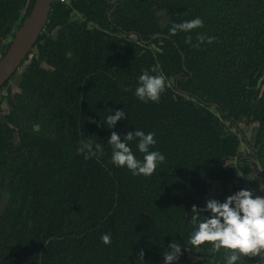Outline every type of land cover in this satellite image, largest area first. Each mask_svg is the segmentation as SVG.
<instances>
[{
	"label": "trees",
	"instance_id": "trees-1",
	"mask_svg": "<svg viewBox=\"0 0 264 264\" xmlns=\"http://www.w3.org/2000/svg\"><path fill=\"white\" fill-rule=\"evenodd\" d=\"M33 3L0 0V56ZM196 17L203 27L169 34ZM156 65L165 91L142 102L138 77ZM137 129L166 158L151 176L111 161L112 132ZM89 141L104 153L78 154ZM241 190L264 197V0H54L0 89V264H164L173 242L172 264H223L225 250L191 245L192 209L203 219Z\"/></svg>",
	"mask_w": 264,
	"mask_h": 264
},
{
	"label": "clouds",
	"instance_id": "clouds-1",
	"mask_svg": "<svg viewBox=\"0 0 264 264\" xmlns=\"http://www.w3.org/2000/svg\"><path fill=\"white\" fill-rule=\"evenodd\" d=\"M203 27L201 18L181 23H173L169 29L170 35H176L178 31L190 32L196 28ZM205 37H197L198 42L205 41ZM213 37H208L207 42L212 43ZM186 43H191L188 37ZM196 46H199L198 44ZM152 73H159L151 75ZM166 88V77L159 69V65L144 71L139 77L135 96L142 102H159L161 93ZM122 111H116L115 115L106 117V124L109 129L114 128L117 121L124 119ZM36 130L38 126H36ZM155 133H145L142 130L128 132L123 140L113 131L108 141L112 147L111 161L117 166L126 167L133 176H151L157 167L165 162V155L159 150H152L156 144ZM139 153L143 154L138 159L133 152L132 142ZM78 154H83L85 159L93 156H100L104 153L103 146L93 143L82 144L77 149ZM204 211L210 212V216L203 219L199 217L196 206H193L192 223L195 230L190 236V243L193 247L199 248L206 243L216 252L223 253V264H243L244 258L260 257L264 259V197L254 196L249 190H241L235 195L229 196L224 202L210 200ZM101 242L105 245L111 243L110 234H103ZM173 252H166L164 264H172L178 259L181 253V245L173 242L170 246ZM143 258V252L140 253Z\"/></svg>",
	"mask_w": 264,
	"mask_h": 264
},
{
	"label": "water",
	"instance_id": "water-1",
	"mask_svg": "<svg viewBox=\"0 0 264 264\" xmlns=\"http://www.w3.org/2000/svg\"><path fill=\"white\" fill-rule=\"evenodd\" d=\"M54 0H34L31 12L12 39L3 56H0V89L17 74L32 52L43 31ZM5 193L0 201V214L5 206Z\"/></svg>",
	"mask_w": 264,
	"mask_h": 264
},
{
	"label": "built area",
	"instance_id": "built-area-1",
	"mask_svg": "<svg viewBox=\"0 0 264 264\" xmlns=\"http://www.w3.org/2000/svg\"><path fill=\"white\" fill-rule=\"evenodd\" d=\"M60 2L62 3H67L68 0H60ZM257 264H264V259H262L260 262H258Z\"/></svg>",
	"mask_w": 264,
	"mask_h": 264
},
{
	"label": "rangeland",
	"instance_id": "rangeland-1",
	"mask_svg": "<svg viewBox=\"0 0 264 264\" xmlns=\"http://www.w3.org/2000/svg\"><path fill=\"white\" fill-rule=\"evenodd\" d=\"M17 33V32H16ZM16 35V34H15Z\"/></svg>",
	"mask_w": 264,
	"mask_h": 264
}]
</instances>
